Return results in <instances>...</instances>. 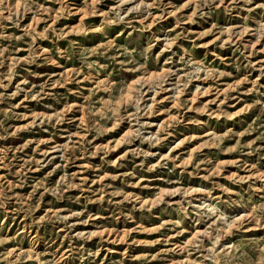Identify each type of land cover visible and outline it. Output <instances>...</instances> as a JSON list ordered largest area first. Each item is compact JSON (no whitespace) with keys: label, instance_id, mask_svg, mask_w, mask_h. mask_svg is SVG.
<instances>
[{"label":"rangeland","instance_id":"rangeland-1","mask_svg":"<svg viewBox=\"0 0 264 264\" xmlns=\"http://www.w3.org/2000/svg\"><path fill=\"white\" fill-rule=\"evenodd\" d=\"M0 264H264V0H0Z\"/></svg>","mask_w":264,"mask_h":264},{"label":"bare ground","instance_id":"bare-ground-1","mask_svg":"<svg viewBox=\"0 0 264 264\" xmlns=\"http://www.w3.org/2000/svg\"><path fill=\"white\" fill-rule=\"evenodd\" d=\"M154 126V125H153ZM191 194V193H190Z\"/></svg>","mask_w":264,"mask_h":264}]
</instances>
